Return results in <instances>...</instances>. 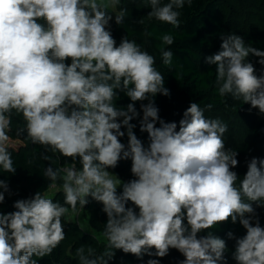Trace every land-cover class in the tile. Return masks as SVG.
<instances>
[{
  "label": "clouds",
  "instance_id": "obj_1",
  "mask_svg": "<svg viewBox=\"0 0 264 264\" xmlns=\"http://www.w3.org/2000/svg\"><path fill=\"white\" fill-rule=\"evenodd\" d=\"M193 2L147 0V17L179 28L181 10ZM119 3L0 0V170L16 172L7 132L13 111L24 121L18 135L26 132L32 144L71 160L43 172L49 188L59 182L63 203L37 191L16 200L14 211L0 210V264H38L51 256L66 238L69 212L85 209L89 197L103 205L107 244L100 254L79 247L78 264H109L117 250L140 260L165 258L172 249L184 257L179 264H227L226 241L210 230L229 221L246 230L242 237L227 233L235 240L236 264H264V227L256 211L264 207V158L252 157L242 179L233 171L238 153L225 148L228 125L205 116L211 104L190 103L179 128L160 117L155 97L170 90L154 55L128 36L117 45L110 9ZM126 14L121 8L115 23H124ZM160 39L163 64L171 69L174 54L163 45H173L174 36ZM221 40L220 50L205 57L216 66L219 96L242 98L264 114V67L257 75L248 60L255 56L264 66V50L246 46L235 33ZM120 92L131 101L126 108L117 106ZM136 102H142L140 111ZM137 118L147 147L134 132ZM121 160L131 161L134 179L125 182L110 171ZM5 193L9 184L0 179V205Z\"/></svg>",
  "mask_w": 264,
  "mask_h": 264
},
{
  "label": "trees",
  "instance_id": "obj_2",
  "mask_svg": "<svg viewBox=\"0 0 264 264\" xmlns=\"http://www.w3.org/2000/svg\"><path fill=\"white\" fill-rule=\"evenodd\" d=\"M234 1L244 2L247 0ZM223 2L230 3L229 0H194L191 6L186 3L181 10V26L174 28L172 25L147 17L148 12L151 11L146 7L147 0H135L134 3L129 0H120L118 11L121 8H126L127 14L121 25H117L115 16H112L110 31L117 45L123 37L128 36L130 40H135L143 49L155 56V66L165 77L164 86L170 90V96L157 94L155 97V105L159 108V115L165 122H176L179 128V121L183 118V113L190 103H198L201 108H205L207 104L212 105L211 109L205 108L204 114L207 118H219L228 125V132L224 134L225 148L238 153L239 165L233 171L237 172L242 179L247 171V162L253 155L260 153L264 157V117L254 118L255 109L251 108L250 104L243 103L242 98L239 100H234L231 97L221 98L216 84V66L205 63V57L220 50L221 36H225L227 30V21L220 13ZM165 33H171L175 41L171 46L163 45L165 50H171L174 54L171 69L163 64L161 58L160 37ZM245 37L249 38L246 46L264 50V33H247ZM258 59L252 55L248 57V60L254 64L257 75H260L264 66L257 63ZM70 62V60L67 61V63ZM119 97L120 99L116 102L117 106L126 108L131 101L123 92L119 93ZM141 103L136 102L137 111H140ZM143 103H147V101ZM142 115L141 112V118ZM131 123L136 125L134 132L141 141L148 138L146 132L140 131L139 118L133 119ZM158 126L159 123H157ZM23 127L22 115L13 111L7 132L10 137L8 147L12 152L16 172L10 174L0 170V179L7 180L10 189V194L5 193V201L0 205V210L4 213L15 210L13 204L16 200L30 198L37 191L45 195V192L50 189L48 187L50 181L43 175L47 167L62 168V166L71 163L70 158L67 160L58 153L53 154L40 145L32 144L25 138L26 132L23 135H18V129ZM242 128H244L242 133L246 135L244 140H241L243 137L237 139L233 131V129L240 130ZM121 142L127 145V135L121 138ZM45 155L51 156L52 160L43 159ZM130 168V160H121L114 170L121 176L122 181L127 182L134 179ZM57 188L53 199L63 203V193L59 182ZM121 191L122 188L118 189V193ZM88 199L89 203L85 208L93 211L99 224L104 227L107 216L102 211L103 205L92 200L91 197ZM67 228L73 231L78 230V227L73 223H69ZM210 231L226 241L227 249L224 256L227 264H236L231 255L234 251L235 240L229 239L227 233L232 231L235 236L242 237L246 230L238 222L233 224L229 221ZM206 234L207 232L201 233V235ZM124 256L130 264H143V260L132 254H124ZM34 259L38 258L34 257ZM183 259L184 257L176 252L170 259L163 258L160 264H179ZM38 264H78V257L73 252H66L64 241H62L51 256L40 259ZM219 264H223V262H219Z\"/></svg>",
  "mask_w": 264,
  "mask_h": 264
},
{
  "label": "rangeland",
  "instance_id": "obj_3",
  "mask_svg": "<svg viewBox=\"0 0 264 264\" xmlns=\"http://www.w3.org/2000/svg\"><path fill=\"white\" fill-rule=\"evenodd\" d=\"M228 2H223L221 5L220 13L227 21V30L225 36L230 33H235L240 35L246 44L249 42V38L245 37L247 33H264V0H247L244 2H235L234 0H229ZM110 11L112 16H115L118 11V5L113 6ZM264 114H260L258 109H255L254 118H262ZM242 129H233L234 133L237 136V139L244 140L246 135L242 133ZM144 146H148L149 139L142 140ZM253 157L264 158L262 154L255 153ZM111 172L116 174L121 180V176L114 170L110 169ZM58 190L57 186L50 188L45 192V195L53 198L56 191ZM257 214L259 216L260 224L264 227V207L256 208ZM71 221V222H69ZM65 226L64 231L66 233V238L64 240V250L66 252H73L76 254V250L83 246L85 248L92 247L96 250V253L100 254L105 251V246L107 244L106 239L103 236V226L97 221L93 211L88 209H80L78 214H74L71 211L68 214V217L64 220ZM69 223H73L78 227L77 231H73L70 228H67ZM178 252L175 249L170 250V254L165 257L170 259V257ZM150 258H156L161 260L163 258L149 257L145 255L143 257V264H146V261ZM110 264H130L129 261L125 258L124 254L117 250L114 260L109 261Z\"/></svg>",
  "mask_w": 264,
  "mask_h": 264
},
{
  "label": "built area",
  "instance_id": "obj_4",
  "mask_svg": "<svg viewBox=\"0 0 264 264\" xmlns=\"http://www.w3.org/2000/svg\"><path fill=\"white\" fill-rule=\"evenodd\" d=\"M66 166V165H65ZM64 166H62V168H63Z\"/></svg>",
  "mask_w": 264,
  "mask_h": 264
}]
</instances>
